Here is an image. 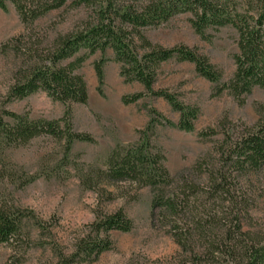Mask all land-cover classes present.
Listing matches in <instances>:
<instances>
[{"label":"trees","instance_id":"obj_1","mask_svg":"<svg viewBox=\"0 0 264 264\" xmlns=\"http://www.w3.org/2000/svg\"><path fill=\"white\" fill-rule=\"evenodd\" d=\"M9 4L15 7L26 30L3 45L4 49L13 48L23 59L6 104L43 91L66 105L67 110L63 119L48 120L3 109L2 153L11 147L27 146L40 137L63 143L66 157L76 142L94 143L92 135L74 130L71 107L89 102L87 82L79 73L85 62L98 52L104 55L112 51L124 81L143 87L125 96V104L138 103L148 96L162 99L180 118L175 122L156 108H149L150 121L140 139L117 147L109 155L105 169L83 171L81 184L89 190L124 183L150 187L154 191L153 209L160 210L162 222L170 227L179 247L193 258L192 264H264V232L244 230L248 200L236 195L241 178L264 168V119L236 133L225 131L224 139L187 176H173L164 152L152 141L158 126L193 132L200 116L198 107L185 104L168 89L156 88L162 67L169 61L193 64L199 76L216 85V96L228 92L241 105L256 89L264 90V0H0V9L7 11ZM66 8L88 9L89 22L76 31L58 34L52 41L32 35L41 19ZM185 14L191 15L190 23L203 40L213 38L210 30L232 28L236 32L235 71L228 80L225 72L197 49L182 44L164 47L148 37L147 30ZM109 61L103 58L95 63L101 94L104 66ZM216 134L209 129L201 136ZM1 158L2 155L0 163ZM10 175L2 166L0 185ZM36 179L32 177L25 184ZM25 218L23 211L9 206L0 195V243L14 251L9 264H23L31 247ZM133 228V221L123 210L102 214L91 225L90 233L78 240L72 254H58L56 264L95 263L112 250V232L128 233Z\"/></svg>","mask_w":264,"mask_h":264},{"label":"rangeland","instance_id":"obj_2","mask_svg":"<svg viewBox=\"0 0 264 264\" xmlns=\"http://www.w3.org/2000/svg\"><path fill=\"white\" fill-rule=\"evenodd\" d=\"M90 16L91 11L86 8L54 11L35 25L32 35L52 41L58 34L82 28ZM190 18V14L177 16L159 28L147 30V35L164 47L182 44L197 49L221 68L228 80L235 71L236 32L232 28L210 30L213 38L203 40L193 29ZM25 30L12 4L7 11L0 9V111L29 113L33 119H63L67 106L54 101L43 91L6 104L8 91L23 59L13 48L4 49L3 45ZM103 58L110 61L104 66L101 94L95 63ZM113 58L112 51L104 55L98 52L79 71L88 85L89 102L71 107L72 125L75 131L92 135L94 143L76 142L67 157L64 144L51 137H40L27 146L11 147L3 153L0 149V168L3 166L12 175L0 185V195L9 206L26 214L25 231L31 232L32 244L23 264H56L60 252L64 255L73 253L78 240L90 233L98 216L119 210L133 221L134 228L128 233L112 232V250L92 264L194 262L176 243L170 227L162 222L160 210L153 209L154 191L150 187L138 188L124 183L89 190L81 184L83 171L105 169L109 155L117 147L140 139L141 131L150 121L149 108H156L175 122L180 118L179 113L162 99L148 96L138 103L125 104V96L138 93L143 87L126 83L120 74V65ZM215 87L199 76L191 63L172 60L162 67L156 88L168 89L177 94L180 101L200 109L193 132L158 126L152 136L153 143L164 152L166 165L173 176H187L189 170L224 139L225 131L236 133L254 127L264 119V90L256 89L241 105L228 92L216 96ZM209 129H214L217 134L201 136ZM32 177L37 179L26 185V180ZM236 195L248 200L244 230L264 232V168L241 178ZM13 253L12 247L0 243V264H9ZM203 264L211 263L204 261Z\"/></svg>","mask_w":264,"mask_h":264}]
</instances>
